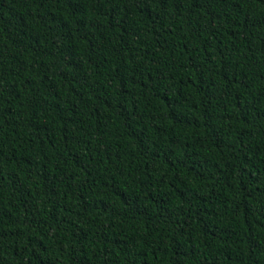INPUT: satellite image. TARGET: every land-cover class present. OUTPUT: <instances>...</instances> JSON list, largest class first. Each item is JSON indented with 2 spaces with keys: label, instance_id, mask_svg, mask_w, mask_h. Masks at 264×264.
<instances>
[{
  "label": "trees",
  "instance_id": "obj_1",
  "mask_svg": "<svg viewBox=\"0 0 264 264\" xmlns=\"http://www.w3.org/2000/svg\"><path fill=\"white\" fill-rule=\"evenodd\" d=\"M0 264H264V0H0Z\"/></svg>",
  "mask_w": 264,
  "mask_h": 264
}]
</instances>
